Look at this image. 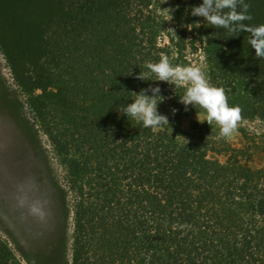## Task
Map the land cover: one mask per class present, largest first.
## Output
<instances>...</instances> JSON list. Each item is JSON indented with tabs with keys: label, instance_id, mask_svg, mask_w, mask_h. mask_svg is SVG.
Segmentation results:
<instances>
[{
	"label": "trees",
	"instance_id": "trees-1",
	"mask_svg": "<svg viewBox=\"0 0 264 264\" xmlns=\"http://www.w3.org/2000/svg\"><path fill=\"white\" fill-rule=\"evenodd\" d=\"M159 1L0 0L16 81L66 170L71 264H264V169L201 130L178 142L175 122L183 115L171 110L184 106V89L154 75L136 79L161 53L175 66L172 48L182 55L197 37L221 71L239 69L240 53L255 51L240 50V32L192 16L202 0H175V36L160 46ZM149 86L170 101L169 126L144 128L123 115L131 93ZM223 153L225 163L210 158ZM0 264H21L1 240Z\"/></svg>",
	"mask_w": 264,
	"mask_h": 264
},
{
	"label": "rangeland",
	"instance_id": "rangeland-1",
	"mask_svg": "<svg viewBox=\"0 0 264 264\" xmlns=\"http://www.w3.org/2000/svg\"><path fill=\"white\" fill-rule=\"evenodd\" d=\"M245 2L250 5L249 14L253 17L245 23L250 26L264 24V0ZM155 9L166 22L159 44L162 47L171 45L170 39L176 32V2L161 0ZM165 9L173 10L172 19ZM190 31L187 40L191 43L193 37ZM249 35L239 33L240 50L249 49L250 46L243 40L249 39ZM6 41L4 30L0 28V240L9 245L21 264H71L73 197L65 182L66 170L49 138L36 123L27 104L28 97L16 81L14 64L7 55L11 42ZM207 48L206 43L197 37L195 45H188L182 55L172 48V59L179 60L175 65L201 67L216 87L226 84L224 89L229 105L239 106L243 110V119L238 131L230 138H224L220 136L215 122L210 126L205 121V110L189 105L185 111L183 106L177 109V114L183 117L175 122L179 136L188 141L189 135L198 130L214 135L219 143L243 153V163L255 170L264 169V62L257 64L254 62L255 55L248 58L238 51L243 60L239 69L234 64H228V68L221 71L208 60ZM14 59L15 65L20 68L19 59ZM232 87L236 88L234 92ZM35 94L41 95L42 91L37 89ZM159 108L166 115L167 109L172 107L169 101L161 103ZM253 109L259 113L254 114ZM180 137L177 141L186 143ZM210 158L221 163L227 160L224 153L210 154Z\"/></svg>",
	"mask_w": 264,
	"mask_h": 264
},
{
	"label": "clouds",
	"instance_id": "clouds-1",
	"mask_svg": "<svg viewBox=\"0 0 264 264\" xmlns=\"http://www.w3.org/2000/svg\"><path fill=\"white\" fill-rule=\"evenodd\" d=\"M249 8L250 5L245 0H202L199 6L191 9V15L202 17L214 28L225 29L229 34L237 32L250 34L248 44L254 49L256 57L264 59V24L250 26L245 23L253 19L249 14ZM165 10L171 16L173 10ZM144 67L146 71L139 72L136 79L149 81L154 75L157 82H165L174 88H183L184 94L179 98V102L185 106V111L189 105L195 108L199 106L205 110V121L210 126L215 122L219 126L221 137L230 138L238 131V125L243 119V110L239 106L229 105L226 90L212 85L201 67L174 66L164 53L160 54L158 62H146ZM131 94L134 100L122 107L123 115L142 123L144 128L158 129L164 125L169 126L168 117L158 111V106L167 99L161 94L160 87L149 86L141 89L139 93ZM171 111L175 115L177 109ZM180 138L188 142L183 137Z\"/></svg>",
	"mask_w": 264,
	"mask_h": 264
}]
</instances>
